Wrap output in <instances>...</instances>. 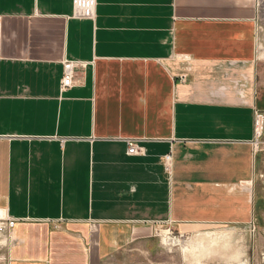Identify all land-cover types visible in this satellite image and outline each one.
Instances as JSON below:
<instances>
[{
  "label": "crops",
  "instance_id": "crops-1",
  "mask_svg": "<svg viewBox=\"0 0 264 264\" xmlns=\"http://www.w3.org/2000/svg\"><path fill=\"white\" fill-rule=\"evenodd\" d=\"M253 25L254 0H0L6 264H205L203 247L155 246L160 223L249 222L253 112L221 71L248 67L264 100ZM63 59L83 65L61 91Z\"/></svg>",
  "mask_w": 264,
  "mask_h": 264
},
{
  "label": "rangeland",
  "instance_id": "rangeland-1",
  "mask_svg": "<svg viewBox=\"0 0 264 264\" xmlns=\"http://www.w3.org/2000/svg\"><path fill=\"white\" fill-rule=\"evenodd\" d=\"M255 22L253 25V37L255 55L258 45L262 46L264 50V31L259 33L257 38L255 37ZM264 30V26H263ZM261 66L264 63V58L255 59L256 66ZM248 67L244 70L239 68H226L223 67L222 72L230 71V81L233 80V96L236 101L241 100V95L246 96L244 99L248 100V107L251 103L254 104L264 114V100L259 105L258 93L255 86V82L252 83L251 78H248V84H245V79L240 76L241 71H247ZM228 79V78H227ZM252 86V87H251ZM255 152L257 154V166L255 170V178L252 183V202H253V214L249 222L244 224H237L235 232L226 231L224 228L218 233L201 234L199 236H188L186 239L180 238V240H186L187 246H200L205 250V264H264V126L261 135L257 138ZM0 216H2L0 212ZM157 229H164L165 226L159 225ZM174 233L178 231L173 229ZM153 244L155 246L166 247L169 243L166 239L161 240V236L158 234L153 235ZM175 245V244H172ZM179 245V244H177ZM8 241L6 237L0 233V264H6V251ZM201 256V255H200ZM136 264H155V255L149 253H137L134 259ZM142 261V262H141ZM165 262V260L161 261Z\"/></svg>",
  "mask_w": 264,
  "mask_h": 264
},
{
  "label": "built area",
  "instance_id": "built-area-1",
  "mask_svg": "<svg viewBox=\"0 0 264 264\" xmlns=\"http://www.w3.org/2000/svg\"><path fill=\"white\" fill-rule=\"evenodd\" d=\"M78 3V0H75V4ZM263 19V21H261ZM254 22H255V37L259 35V33L264 31V0H254ZM183 58H187L186 56H183ZM83 65L81 61L78 60H69V59H63L62 61V77L60 81V89L61 91H64L71 86H73V76L74 71L78 66ZM240 76L245 79V84H248V80L246 78V75L244 73H240ZM184 75H180V78L183 79ZM252 87V86H251ZM240 95V101L239 104H249L248 100L244 99L246 96ZM252 112H253V129H254V140L253 145L254 148H256V141L257 138L261 135L262 129L264 126V114L257 109V107L251 103ZM127 154H143L144 153V147L139 145L134 139H126ZM169 158V155H166V159ZM16 223V218L11 217L7 214H3L0 216V233L3 234L7 241L10 238V233ZM160 225L165 226L164 229H157L155 230V234H158L161 236V240H163V236H171L175 238H182L186 239L187 235L183 232H177L174 233L173 228L171 227V223H160ZM160 227V226H158ZM162 230H166V233H163ZM164 241V240H163ZM169 246H172L170 243H166Z\"/></svg>",
  "mask_w": 264,
  "mask_h": 264
},
{
  "label": "bare ground",
  "instance_id": "bare-ground-1",
  "mask_svg": "<svg viewBox=\"0 0 264 264\" xmlns=\"http://www.w3.org/2000/svg\"><path fill=\"white\" fill-rule=\"evenodd\" d=\"M263 21V19L261 20ZM256 57L257 59H261V58H264V50L262 49V46L259 44L258 47H257V50H256ZM1 212V211H0ZM163 233H166V230H162ZM163 239L167 240L170 244H179L183 247H186V243L187 241L186 240H180V238H175V237H171V236H163Z\"/></svg>",
  "mask_w": 264,
  "mask_h": 264
}]
</instances>
